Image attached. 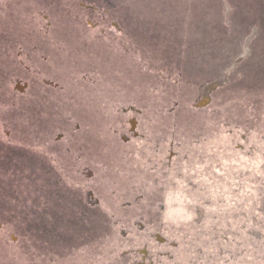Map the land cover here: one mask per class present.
Instances as JSON below:
<instances>
[{
    "label": "rangeland",
    "instance_id": "1",
    "mask_svg": "<svg viewBox=\"0 0 264 264\" xmlns=\"http://www.w3.org/2000/svg\"><path fill=\"white\" fill-rule=\"evenodd\" d=\"M99 52L106 69L120 58L140 86L142 111L134 114L146 138L191 137L184 149L177 143L172 156L167 141L119 145L118 122L130 116L133 96L116 95L121 104L108 97L113 82L104 83L105 106L83 91L73 95L77 68L99 77ZM27 69L34 83H66L56 91L57 111L20 109L15 88L28 74L13 77ZM263 102L264 0H0V264H68L70 242L57 234L84 237L74 253H90L89 264H131L144 247L155 264H264V239L236 234L241 224L264 228V143L255 119ZM70 128L73 137H104L112 155L103 240L87 239L104 220L82 189L81 161L55 149L53 138ZM65 195L72 209L59 204Z\"/></svg>",
    "mask_w": 264,
    "mask_h": 264
},
{
    "label": "flooded vegetation",
    "instance_id": "2",
    "mask_svg": "<svg viewBox=\"0 0 264 264\" xmlns=\"http://www.w3.org/2000/svg\"><path fill=\"white\" fill-rule=\"evenodd\" d=\"M51 25H48L47 28H50ZM48 43V42H47ZM50 44H54V40L52 39L51 42H49ZM117 44V42H115ZM116 46V45H115ZM118 47V46H117ZM71 53V52H70ZM100 53V52H99ZM103 53V52H102ZM101 54V56L98 55L99 57V64L101 63V66H98V71H99V77H95L92 78L90 76H92L91 74H85L83 73L84 70L82 68H77L76 70L74 69L75 63H72V61L70 62L71 67L75 70L78 71L76 73L77 75V79L75 81H77L76 85H74L77 94L73 95H78L79 92L83 91V95L82 96H86L88 95L89 99L90 96H97L101 99V102L103 104V106L106 105V90H105V84L106 82H113L112 84L109 83V88L113 89V91H109L108 92V96H114L116 98V102L120 103L119 99L117 101V96H133V100L131 102V105H128L127 108H129V112L131 113L130 116L127 118V121L124 122H118V129L122 128V132L120 133L119 130V135H118V144L119 145H125V146H129V144L131 143V141L135 140V139H146L148 142L153 143L154 140L157 141L156 145L159 144H164L165 145V141H167L168 143V149L170 147V144L172 145V149L169 150L171 151L172 156H174V153L179 150L180 148L177 146V143L180 144L182 146L181 149H184V142H187V140H190L191 137L189 138H185V137H179V138H169L167 136H165V138L161 139H157V138H153V136H149L146 138V136L144 135L147 134L146 131L143 130V128L140 126V122L137 121L136 118V114L134 113H140L142 111V109H138L136 106V95L138 94V87L139 85L137 84V82H133V79L131 77H129L128 75L131 74L128 73L125 70H122L121 67H118V65L121 66V62L120 58L119 60L115 59L114 64L115 66H112L111 64L109 65V68L106 69L107 67H104V62H103V55ZM72 55V54H71ZM92 65H94V63H92ZM82 69V70H81ZM108 70V79L106 78V74L104 75V71ZM70 70V67L69 69ZM36 71V70H35ZM37 72V71H36ZM123 73V74H122ZM24 74H28V76H25V79H23V75ZM101 74V75H100ZM31 74H29V69H27V71L25 72H18L16 75H14L15 77H13L14 79H23L24 83H25V87H23L22 89L19 88V86L15 88V90L19 91L20 93H22L20 95V97H22L21 100H23V102H21L20 105V109L22 111H24V109H26V107H28L29 111H33L34 113L39 114L40 112H54L57 111L58 108V100L56 99V97H58V94L56 93V91L60 90L63 91L66 88V83H62L60 81H57L58 83L55 84L54 87L53 86V82L54 80H48L45 77H42L40 79V77L38 78V80L35 82V80H31L33 79V76H30ZM73 76V75H71ZM27 77V78H26ZM75 79V77H74ZM73 79V81H74ZM131 80L132 83H129V85H122L120 83H115V81H119V80ZM48 81V82H47ZM75 81L73 82V84H75ZM85 82H87L88 84H85ZM86 85V86H83ZM21 86V85H20ZM99 87L97 88V91L94 90L95 87ZM22 87V86H21ZM93 88V91H95V93H90L88 88ZM91 88V89H92ZM100 88L102 89V91L100 90ZM153 96V93H147V96ZM28 96V97H26ZM138 96V95H137ZM69 97H71V95H69ZM93 98V97H92ZM67 99V98H66ZM95 100V98H93V101ZM99 100V99H98ZM26 101H29L30 104H24ZM92 101V100H91ZM100 102V101H99ZM115 104V105H113ZM112 104V106L116 109V103L114 102ZM121 104V103H120ZM261 107H263V110L261 111L260 114V119H259V141L264 143V102L261 104ZM71 108L73 109V106H71ZM127 108L125 107L122 111L127 113ZM25 112V111H24ZM27 112V111H26ZM48 125H46V127H50L52 125V121L50 119V121H47ZM36 124V122H35ZM122 124V125H121ZM165 124V123H162ZM117 131V130H116ZM162 133L165 134V130H162ZM61 136L59 137H54L53 141L57 142L55 145V149L58 150H62L63 153L70 157L73 158L74 156H77L79 158V161H81V166L79 165L83 177L86 178V181L83 180V185H82V189L85 192V195L87 198H89L91 200V205L92 207H96L97 209H99L100 211H102L103 214V223L101 224L100 227H98L97 231H94V228L92 230V232L87 233V239L91 238L93 241H99V240H103L105 237V218H104V214H105V192H103L102 188L105 187V183L109 182L108 178L106 176V169L107 167L110 169H114L115 166L109 161V157H112V155L106 153V149H107V143L104 141V137L102 138H97L94 136H72V130L71 128L69 129V136H62V134H60ZM63 139V142L62 140ZM61 140V141H60ZM177 140V141H175ZM74 145H77V150L75 152V150L73 151V147ZM59 146H61V149H59ZM110 149H113V147ZM150 149H153L152 147ZM72 150V152H71ZM120 150H124V153H126L125 148H122ZM117 151V147L116 150ZM133 151V150H131ZM112 152V151H111ZM58 155V154H57ZM128 155H126L124 158H126ZM57 156L55 155V158ZM164 162V165L166 163L167 165V169H169L170 167V163L168 162V160L165 159L162 160ZM57 166V165H55ZM108 170V169H107ZM117 171V169H116ZM55 179V183H54V189L58 190V187L63 185L60 184V181L57 179V176L55 175L54 177ZM72 180V179H70ZM92 181V184H89V182ZM68 182V180H67ZM144 182V180H143ZM71 183V182H68ZM85 183V184H84ZM141 184V183H140ZM142 185V184H141ZM71 187V186H70ZM67 187L70 189L71 188ZM145 188L147 189L148 192V188L145 186ZM67 193L69 194V191L67 190ZM65 199L63 201H61L59 204L60 205H65L67 206V209H72L73 208V201H71L70 197L68 195H65ZM100 198V199H99ZM264 199V196H263ZM70 202V203H69ZM70 206V207H68ZM260 211L259 213L264 214V200L261 203V206L259 207ZM106 215V214H105ZM101 222V219H100ZM100 224V223H99ZM262 226H264V223L261 224ZM257 229L258 231V235H255V230ZM242 232L237 231V235L239 234H244L246 237H252L255 239H258V241H263L264 239V232L262 230H264L263 227L259 228V225L257 228H250L248 226V224H241V229ZM261 231V232H260ZM160 234L156 233L155 237L157 238L158 241L162 242L158 236ZM84 238V237H83ZM82 239H73V238H69V237H64L62 235L57 234L56 235V239L61 242V243H65L66 240H68L70 243L66 244L69 245L68 250L66 252L65 255V259L68 262V264H87L88 261L90 263V260L92 259L93 256H89L90 253H81V254H76L74 253V247L75 245L77 246L78 244L81 245V241H84ZM228 239V238H226ZM166 238L163 241V243H166ZM103 244V243H101ZM97 245V244H96ZM125 255H129V254H125ZM84 256H88V257H84ZM136 259L133 261L131 264H155V259L152 255V253L148 250L147 247H144L142 250L138 251V255L135 256ZM137 257H139V259H137ZM63 258V257H61ZM132 258L129 255V260H131ZM263 260H264V255H263ZM261 259V262L264 263ZM58 261V260H57ZM230 261L232 262V257H229L228 262L230 263ZM88 263V264H89ZM201 264V262H199ZM211 264H217L215 261L212 260Z\"/></svg>",
    "mask_w": 264,
    "mask_h": 264
},
{
    "label": "trees",
    "instance_id": "3",
    "mask_svg": "<svg viewBox=\"0 0 264 264\" xmlns=\"http://www.w3.org/2000/svg\"><path fill=\"white\" fill-rule=\"evenodd\" d=\"M139 88H140V86H139ZM141 89V88H140ZM153 93V96H154V99L157 97L156 96V94L157 95H159L158 93H160V90H158V91H155V92H152ZM109 97V96H108ZM263 110V107H260L259 108V111H258V115H257V118H255L256 120H257V122H258V124L260 123L259 122V119H260V114H261V111ZM254 115H251V114H249V113H247L246 115H245V120L246 121H249L250 123H252V124H255L256 122H254V117H253ZM184 120H188L187 118H184ZM191 120V119H190ZM189 121V120H188ZM246 125L248 126V127H250V126H254V125H250L248 122H246ZM260 126V125H259ZM181 127H182V125H180V130H181ZM183 129H185V130H192V126H191V123H190V121L188 122V124H186L184 127H183ZM248 130H250V129H246V131H248ZM251 131V130H250ZM183 132H184V130H183ZM249 133H247V136L246 135H244L247 139H249V135H248ZM257 136H259L258 135V133H257ZM247 142H248V140H247ZM104 218H105V221H108V218H107V216L104 214ZM105 228H106V225H105ZM258 240V239H257ZM260 246H261V244H260ZM0 247H4V246H2V244H0ZM3 250H4V252H3V257L6 259V255H5V252H6V250L3 248ZM7 260V259H6ZM8 261V260H7ZM9 262V261H8Z\"/></svg>",
    "mask_w": 264,
    "mask_h": 264
}]
</instances>
